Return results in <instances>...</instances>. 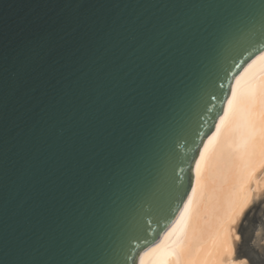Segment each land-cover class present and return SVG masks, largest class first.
I'll return each instance as SVG.
<instances>
[{"label":"water","instance_id":"1","mask_svg":"<svg viewBox=\"0 0 264 264\" xmlns=\"http://www.w3.org/2000/svg\"><path fill=\"white\" fill-rule=\"evenodd\" d=\"M263 50L264 0H0V264H138Z\"/></svg>","mask_w":264,"mask_h":264},{"label":"bare ground","instance_id":"2","mask_svg":"<svg viewBox=\"0 0 264 264\" xmlns=\"http://www.w3.org/2000/svg\"><path fill=\"white\" fill-rule=\"evenodd\" d=\"M262 190L264 50L234 79L194 164L186 202L138 264H248L235 256V226Z\"/></svg>","mask_w":264,"mask_h":264},{"label":"rangeland","instance_id":"3","mask_svg":"<svg viewBox=\"0 0 264 264\" xmlns=\"http://www.w3.org/2000/svg\"><path fill=\"white\" fill-rule=\"evenodd\" d=\"M234 251L248 264H264V190L254 196L235 226Z\"/></svg>","mask_w":264,"mask_h":264}]
</instances>
